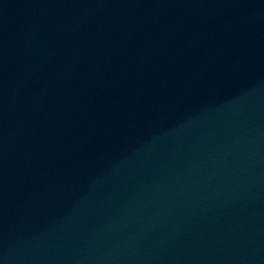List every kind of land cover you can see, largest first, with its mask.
<instances>
[{"label":"water","instance_id":"1","mask_svg":"<svg viewBox=\"0 0 264 264\" xmlns=\"http://www.w3.org/2000/svg\"><path fill=\"white\" fill-rule=\"evenodd\" d=\"M0 264H264V0H0Z\"/></svg>","mask_w":264,"mask_h":264}]
</instances>
